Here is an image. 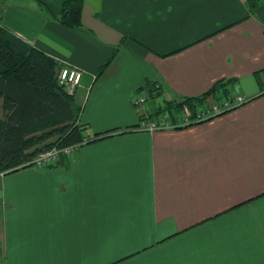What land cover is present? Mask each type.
I'll return each instance as SVG.
<instances>
[{"label":"crops","instance_id":"0c3cea01","mask_svg":"<svg viewBox=\"0 0 264 264\" xmlns=\"http://www.w3.org/2000/svg\"><path fill=\"white\" fill-rule=\"evenodd\" d=\"M63 1L0 0V26L81 72L88 139L0 177V264H264V0H83L75 29ZM217 90L247 102L136 131Z\"/></svg>","mask_w":264,"mask_h":264},{"label":"trees","instance_id":"16d2710c","mask_svg":"<svg viewBox=\"0 0 264 264\" xmlns=\"http://www.w3.org/2000/svg\"><path fill=\"white\" fill-rule=\"evenodd\" d=\"M260 1L245 0L250 11ZM82 7L83 0H64L56 17L60 26L78 28ZM59 67L54 59L0 26V174L30 167L37 157L55 148L83 140L88 143L85 128L79 125L82 107L58 84ZM200 101L191 100L192 104Z\"/></svg>","mask_w":264,"mask_h":264},{"label":"built area","instance_id":"2783aa9c","mask_svg":"<svg viewBox=\"0 0 264 264\" xmlns=\"http://www.w3.org/2000/svg\"><path fill=\"white\" fill-rule=\"evenodd\" d=\"M57 82L62 86L64 92L68 96H74L76 90L80 87L81 72L71 67H61L57 71ZM219 98H215L214 95L207 96V99L203 104H197L195 109V116L189 118L184 115L181 118L177 117V122L164 121L162 114H157L151 118L150 121L143 127H139L136 131H148L153 132L161 129H176L184 127L189 124L198 123L204 121L214 115L225 112L226 110L238 107L247 102L245 98L234 97L232 95H224L222 91H218ZM222 93V94H221ZM147 96L142 94L141 91L133 95L132 104L136 108H141L146 104ZM86 144L83 140L80 143H76L64 148H55L47 153H44L32 161L30 167H46L49 166L58 156L72 157L80 147ZM4 174H0V177Z\"/></svg>","mask_w":264,"mask_h":264},{"label":"rangeland","instance_id":"374dc122","mask_svg":"<svg viewBox=\"0 0 264 264\" xmlns=\"http://www.w3.org/2000/svg\"><path fill=\"white\" fill-rule=\"evenodd\" d=\"M60 65V67H59V69L58 70H60L61 69V67H64V66H62L61 64H59ZM76 93V92H75ZM82 98H83V93L81 92V90H77V94H76V96H75V99L74 100H76L77 102H81L82 101ZM78 106H82L80 103L78 104ZM161 114V113H160ZM60 157H65V156H58L57 158H60ZM4 176V175H3Z\"/></svg>","mask_w":264,"mask_h":264}]
</instances>
